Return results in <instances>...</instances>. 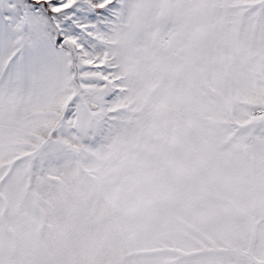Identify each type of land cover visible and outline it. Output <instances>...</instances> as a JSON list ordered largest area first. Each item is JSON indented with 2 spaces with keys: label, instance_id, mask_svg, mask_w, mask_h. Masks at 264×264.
<instances>
[{
  "label": "snow or ice",
  "instance_id": "1",
  "mask_svg": "<svg viewBox=\"0 0 264 264\" xmlns=\"http://www.w3.org/2000/svg\"><path fill=\"white\" fill-rule=\"evenodd\" d=\"M0 264H264V0H0Z\"/></svg>",
  "mask_w": 264,
  "mask_h": 264
}]
</instances>
